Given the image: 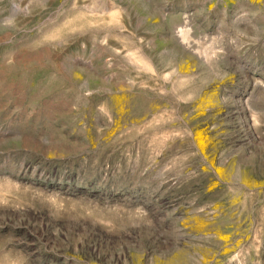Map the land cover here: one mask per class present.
Returning <instances> with one entry per match:
<instances>
[{
    "label": "rangeland",
    "instance_id": "rangeland-1",
    "mask_svg": "<svg viewBox=\"0 0 264 264\" xmlns=\"http://www.w3.org/2000/svg\"><path fill=\"white\" fill-rule=\"evenodd\" d=\"M0 264H264V0H0Z\"/></svg>",
    "mask_w": 264,
    "mask_h": 264
}]
</instances>
